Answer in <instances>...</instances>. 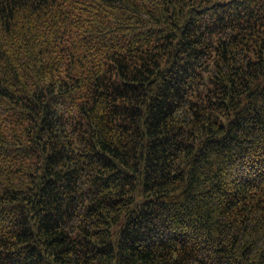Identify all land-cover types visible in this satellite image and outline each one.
<instances>
[{"label":"trees","instance_id":"trees-1","mask_svg":"<svg viewBox=\"0 0 264 264\" xmlns=\"http://www.w3.org/2000/svg\"><path fill=\"white\" fill-rule=\"evenodd\" d=\"M0 264H264V0H0Z\"/></svg>","mask_w":264,"mask_h":264}]
</instances>
